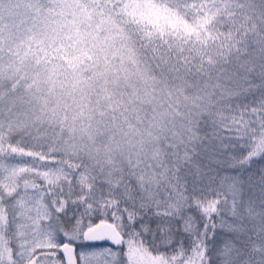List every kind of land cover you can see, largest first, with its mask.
Returning a JSON list of instances; mask_svg holds the SVG:
<instances>
[{
	"label": "snow or ice",
	"instance_id": "1",
	"mask_svg": "<svg viewBox=\"0 0 264 264\" xmlns=\"http://www.w3.org/2000/svg\"><path fill=\"white\" fill-rule=\"evenodd\" d=\"M0 264H264V0H0Z\"/></svg>",
	"mask_w": 264,
	"mask_h": 264
}]
</instances>
